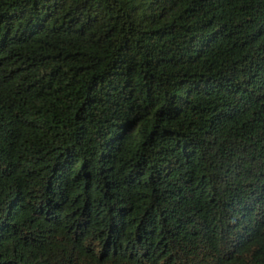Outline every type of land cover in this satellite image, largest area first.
<instances>
[{"label":"trees","instance_id":"trees-1","mask_svg":"<svg viewBox=\"0 0 264 264\" xmlns=\"http://www.w3.org/2000/svg\"><path fill=\"white\" fill-rule=\"evenodd\" d=\"M0 264H264V0H0Z\"/></svg>","mask_w":264,"mask_h":264}]
</instances>
